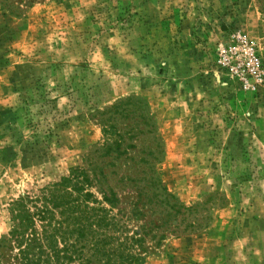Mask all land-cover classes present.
Instances as JSON below:
<instances>
[{
    "label": "rangeland",
    "instance_id": "1",
    "mask_svg": "<svg viewBox=\"0 0 264 264\" xmlns=\"http://www.w3.org/2000/svg\"><path fill=\"white\" fill-rule=\"evenodd\" d=\"M77 169L144 264H264L258 1L0 0V244Z\"/></svg>",
    "mask_w": 264,
    "mask_h": 264
},
{
    "label": "trees",
    "instance_id": "2",
    "mask_svg": "<svg viewBox=\"0 0 264 264\" xmlns=\"http://www.w3.org/2000/svg\"><path fill=\"white\" fill-rule=\"evenodd\" d=\"M264 10V0H257ZM92 181L75 170L39 195L14 201L0 247L14 264H144V239L113 215L115 201H98ZM107 204L111 209H107Z\"/></svg>",
    "mask_w": 264,
    "mask_h": 264
}]
</instances>
